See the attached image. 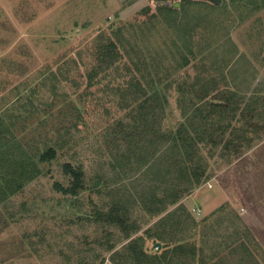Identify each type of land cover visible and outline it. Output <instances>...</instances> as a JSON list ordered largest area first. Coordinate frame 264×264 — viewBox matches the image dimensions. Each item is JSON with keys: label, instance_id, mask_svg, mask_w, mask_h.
Masks as SVG:
<instances>
[{"label": "rangeland", "instance_id": "374dc122", "mask_svg": "<svg viewBox=\"0 0 264 264\" xmlns=\"http://www.w3.org/2000/svg\"><path fill=\"white\" fill-rule=\"evenodd\" d=\"M169 8L177 13L165 18L159 10ZM116 28L124 40L135 38L142 53L160 52V70L172 64L173 44L190 41L193 30L195 45L202 42L205 52L230 56L235 49L228 67L219 63L220 84L246 90L245 100L264 97V0H220L217 6L205 0H0V158H33L39 170L0 202V264H115L110 257L123 251L128 232L142 236L152 254L162 230L173 242L200 248L190 264L204 257L210 264H264V135L227 168L210 160L207 172L214 176L178 203L165 204L161 214L145 210L148 181L133 175L117 129L128 112L112 94L120 79L92 86L87 79L97 61L96 40L114 38ZM193 63L169 81L195 78ZM149 64L153 72L156 65ZM174 99L167 128L182 121L170 115ZM44 143L56 157L40 163ZM64 164L83 173L77 196L54 188L69 186ZM116 204L127 211L126 234L102 218ZM238 238L248 249L232 247Z\"/></svg>", "mask_w": 264, "mask_h": 264}, {"label": "trees", "instance_id": "16d2710c", "mask_svg": "<svg viewBox=\"0 0 264 264\" xmlns=\"http://www.w3.org/2000/svg\"><path fill=\"white\" fill-rule=\"evenodd\" d=\"M159 12L166 18L167 14H175L177 10L169 8ZM112 32L114 38L100 36L96 40L93 55L97 61L87 76L88 85L92 86L109 77L111 79L108 83L111 85V81L120 79L111 86L112 94L119 110L128 112L126 120L116 122L117 129L122 132V135H118L126 144L127 158H132L133 175L145 177L148 181L144 183L147 192L145 210L151 215H159L164 211L165 204L178 203L184 196L191 194L193 188L201 185L202 181H208L214 176L207 172L210 160L215 159L220 163L218 169L221 170L237 160H244L260 144V136L264 135V97L253 94L245 100L246 90L241 91L236 86L231 89L222 86L219 63L228 67L236 54L233 52L235 47L227 45L233 49L229 50L232 58L215 51L205 52V47L199 46L202 42L195 45L192 28L187 32H192L188 36L190 41L186 39L181 45L173 44V62L163 66L162 70L160 52L144 54L138 48L135 38L131 36L130 40H124L122 28H116ZM210 55L213 60L209 62ZM195 60L197 61L193 63ZM152 61L156 69L150 72L147 68L149 63L153 64ZM190 63L199 71L195 78L178 81L174 78L169 81L183 69L187 74L188 70L185 68ZM233 66L229 67L230 72H233ZM171 95L175 98L176 108L170 115L177 113L182 119L175 128H167L164 124ZM46 145H42L44 151L38 152L37 160L40 163L49 162L56 157V149ZM64 146L63 143L58 148L63 149ZM63 168L65 174L71 177L69 186L56 184L54 188L63 195L77 196L84 188L83 173L70 164H64ZM38 171L33 158L19 160L6 155L1 157L0 202L34 179ZM228 171H225V175ZM121 210L122 215L118 214ZM102 218L107 226H117L126 234L127 211L119 205L112 206ZM162 222L165 223L164 220ZM130 226L135 231V227L132 224ZM161 227L164 229L165 225H160ZM163 231L155 233L154 253L146 252L142 236L131 238L127 234L125 237L128 242L123 251H113L110 260L115 264L194 262L200 248L186 241L173 242ZM240 239L233 242L232 247L244 250L246 246L248 249ZM238 242L240 244L236 245ZM157 243L160 247H157ZM111 249L112 246H109L108 250ZM213 253L216 257L219 252ZM200 264L210 263L204 257ZM216 264L222 263L219 261Z\"/></svg>", "mask_w": 264, "mask_h": 264}, {"label": "water", "instance_id": "95a60500", "mask_svg": "<svg viewBox=\"0 0 264 264\" xmlns=\"http://www.w3.org/2000/svg\"><path fill=\"white\" fill-rule=\"evenodd\" d=\"M205 1L210 2L216 6L220 4V0H205ZM157 247H160V244H157Z\"/></svg>", "mask_w": 264, "mask_h": 264}, {"label": "crops", "instance_id": "0c3cea01", "mask_svg": "<svg viewBox=\"0 0 264 264\" xmlns=\"http://www.w3.org/2000/svg\"><path fill=\"white\" fill-rule=\"evenodd\" d=\"M162 218V216H159L157 219H161ZM128 235H129V232H128ZM131 238H134V237H131ZM114 251V250H113Z\"/></svg>", "mask_w": 264, "mask_h": 264}]
</instances>
